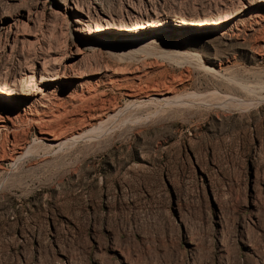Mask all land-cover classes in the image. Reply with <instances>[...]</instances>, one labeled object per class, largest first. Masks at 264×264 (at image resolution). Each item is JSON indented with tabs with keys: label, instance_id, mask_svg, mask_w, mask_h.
<instances>
[{
	"label": "rangeland",
	"instance_id": "1",
	"mask_svg": "<svg viewBox=\"0 0 264 264\" xmlns=\"http://www.w3.org/2000/svg\"><path fill=\"white\" fill-rule=\"evenodd\" d=\"M0 89V264H264L262 0H0Z\"/></svg>",
	"mask_w": 264,
	"mask_h": 264
},
{
	"label": "bare ground",
	"instance_id": "2",
	"mask_svg": "<svg viewBox=\"0 0 264 264\" xmlns=\"http://www.w3.org/2000/svg\"><path fill=\"white\" fill-rule=\"evenodd\" d=\"M262 2H264V0H262ZM67 3V2H66ZM75 7V6H74ZM77 7H78V4H77ZM76 7V9L77 10H80L79 8H77ZM67 8V7H66ZM82 9V8H81ZM230 16V15H229ZM86 17H87V19L86 20H88V21H90V22H92L93 20H92V17H89V16H87V14H86ZM227 17V16H226ZM81 20H84V19H82V18H80ZM86 20H84L85 22V24H83L85 27V29L84 30H80V33H85L86 35H92L93 33L95 34L96 32H99V31H101V30H103L104 29V31L105 30H107V31H110L109 29L111 28L110 26H108L107 24V26L105 25L104 27H102V25H100V24H97V23H95V27H93L92 26V23L91 24H89L90 22H87ZM94 20H96V19H94ZM97 20H99V19H97ZM224 20L225 19H221L220 17L219 18H210V19H203L202 21H199V22H197V23H193L192 24V26H194V27H196V28H198V27H202V28H210V27H214V26H219V25H222V23L224 22ZM77 21V20H76ZM78 21H80V20H78ZM77 21V22H78ZM96 22V21H95ZM152 23V22H151ZM151 23H149V22H134V23H132V24H126L127 26H125L123 29H122V32H124V33H128V34H130L131 36L129 37V38H131V39H135V38H137L139 35H141L142 33H145V32H147L148 30H150L151 28H154V27H157V26H159L160 25V23L158 24L157 23V25H154V24H151ZM183 23V22H182ZM94 24V23H93ZM187 27V26H186ZM83 29V28H82ZM160 29V28H159ZM79 31V30H78ZM103 31V32H104ZM58 77V76H57ZM50 79V78H49ZM13 89V88H12ZM14 90V89H13ZM23 90V89H22ZM20 91V93L19 92H15V91H10V92H5L4 91V89L2 90V89H0V95L2 94V96H4V98H6V97H10V96H13V98H14V100H20V101H27V97H29V96H31L29 93H27V92H23V91ZM8 91V90H7ZM38 92V91H37ZM33 94V93H32ZM35 96V95H34ZM142 97V96H141ZM3 98V99H4ZM10 99H12V98H10ZM34 99V98H33ZM35 101V100H34ZM36 102V101H35ZM30 103V102H29ZM37 105L39 104V103H36ZM39 105H41V104H39ZM73 137V136H72ZM53 138H56V137H52L51 138V140L53 139ZM58 138V137H57ZM60 139V138H59ZM63 141V140H62ZM22 153V152H21Z\"/></svg>",
	"mask_w": 264,
	"mask_h": 264
}]
</instances>
